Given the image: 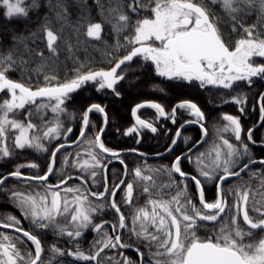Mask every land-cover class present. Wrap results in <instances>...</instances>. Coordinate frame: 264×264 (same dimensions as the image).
Segmentation results:
<instances>
[{
	"label": "snow or ice",
	"instance_id": "1",
	"mask_svg": "<svg viewBox=\"0 0 264 264\" xmlns=\"http://www.w3.org/2000/svg\"><path fill=\"white\" fill-rule=\"evenodd\" d=\"M257 127L264 0H0V264H264Z\"/></svg>",
	"mask_w": 264,
	"mask_h": 264
},
{
	"label": "trees",
	"instance_id": "2",
	"mask_svg": "<svg viewBox=\"0 0 264 264\" xmlns=\"http://www.w3.org/2000/svg\"><path fill=\"white\" fill-rule=\"evenodd\" d=\"M88 95H90V93H85V96H88ZM152 95H153V93L151 92L150 89H144V95L143 96L137 97L136 93H133L131 96L125 97L124 102L122 104L109 103L112 100V97H104L103 99L105 100L106 103H109V107L111 109H114L118 112L117 122L119 124H126L128 121L131 120L129 106L133 104V101L137 100V102H138L140 99L151 98ZM191 95L196 97L200 101L201 104L207 103L208 96L206 93H197V92L193 91L191 93ZM78 101L82 103L84 101V97H78ZM222 107L224 110H226L232 114H235L237 111V107L234 104L223 105ZM142 112L145 114V117H150V116H148V110H144ZM253 121H257V117L254 114L252 115V117L249 119V121L247 123H252ZM244 123L246 124L245 121H244ZM186 134L193 136V137L198 136L197 131H193V132H189V133L187 132ZM255 137L260 138L259 135L255 136ZM107 139L111 144L131 145L133 143L131 138L126 137V136H120L119 134H116L115 128H113L112 131L107 133ZM148 139H150V138H148ZM150 140H151L150 144L148 142H143V144H142L143 149H153L154 147H161L163 142H164L163 139L159 138V137L151 138ZM254 151L259 153V147H254ZM149 162L154 163L155 159L154 158L149 159ZM115 163L118 164V162H115ZM0 208H9L10 209L11 205L6 204L3 201H0ZM89 239H91V236L89 237Z\"/></svg>",
	"mask_w": 264,
	"mask_h": 264
},
{
	"label": "flooded vegetation",
	"instance_id": "3",
	"mask_svg": "<svg viewBox=\"0 0 264 264\" xmlns=\"http://www.w3.org/2000/svg\"><path fill=\"white\" fill-rule=\"evenodd\" d=\"M144 110H148V116H151V113L154 112V110L152 109H149V108H145V109H142L141 111H144ZM254 115L257 117V121L258 122V105H257V113H254ZM131 116V115H130ZM145 118H150V117H145ZM132 119V118H131ZM249 121V119H245V122H246V126H251V123H247ZM196 128L197 126H192L189 128L188 130V133L189 132H193V131H196ZM254 135L257 136L259 135L260 137L261 136H264V128H259L257 127L255 130H254ZM154 137V134H151L150 132L144 137V142H148L149 144L151 143V138ZM150 138V139H148ZM254 147H258V146H254ZM161 147H154L153 149H160ZM153 149H145V150H153Z\"/></svg>",
	"mask_w": 264,
	"mask_h": 264
},
{
	"label": "water",
	"instance_id": "4",
	"mask_svg": "<svg viewBox=\"0 0 264 264\" xmlns=\"http://www.w3.org/2000/svg\"><path fill=\"white\" fill-rule=\"evenodd\" d=\"M73 147H74V146H73ZM149 159H153V157L150 156Z\"/></svg>",
	"mask_w": 264,
	"mask_h": 264
}]
</instances>
